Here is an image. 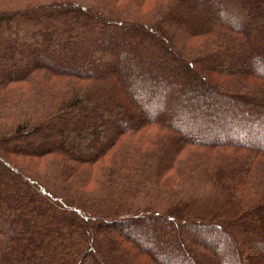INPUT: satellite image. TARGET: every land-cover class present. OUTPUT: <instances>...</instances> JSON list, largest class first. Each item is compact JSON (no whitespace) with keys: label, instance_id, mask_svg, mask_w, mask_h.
I'll return each mask as SVG.
<instances>
[{"label":"trees","instance_id":"1","mask_svg":"<svg viewBox=\"0 0 264 264\" xmlns=\"http://www.w3.org/2000/svg\"><path fill=\"white\" fill-rule=\"evenodd\" d=\"M0 5V264H264V0Z\"/></svg>","mask_w":264,"mask_h":264},{"label":"bare ground","instance_id":"2","mask_svg":"<svg viewBox=\"0 0 264 264\" xmlns=\"http://www.w3.org/2000/svg\"><path fill=\"white\" fill-rule=\"evenodd\" d=\"M1 5H2V3H1ZM1 5H0V6H1ZM2 147H3V146H2ZM5 147H6V146H4V148H5ZM8 148H9V147H8ZM17 149H19V148H17ZM204 174H205V173H204ZM206 175H207V174H206ZM217 175H218V174H217ZM199 176H200V175H199ZM203 176H204V175H203ZM203 176L201 175L200 177L203 178ZM204 177H205V176H204ZM196 179H197V178H196ZM198 179L200 180L201 178H198ZM198 179L196 180V182L198 181ZM203 179H204V178H203ZM203 179H202V180H203ZM205 179H206V178H205ZM122 180H123V179H122ZM194 181H195V180H194ZM204 181H206V180H204ZM202 182H203V181H202ZM202 182H200V183L198 182L197 185L201 184ZM192 185H193V184H192ZM194 185H196V184H194ZM103 186H104V185H103ZM105 186H106V185H105ZM105 186H104V187H105ZM69 187H70V186H69ZM198 187H200V186H198ZM97 188H98V187H97ZM97 188H95V189H97ZM213 188H214V187H213ZM106 189H107V188H106ZM102 190H103V189H102ZM110 190H111V189H110ZM190 190H191V189H190ZM70 191H71V190H70ZM71 192H72V191H71ZM98 192H99V191H98ZM105 192H106V191H105ZM196 192H197V190H196ZM65 193H66V192H65ZM194 193H195V192H194ZM86 194H87V193H86ZM103 194H104V193H103ZM103 194H102V195H103ZM199 194H200V193H199ZM203 194H204V193H203ZM63 195H64V194H63ZM73 195H74V194H73ZM77 195H78V194H77ZM95 195H96V194H95ZM95 195H92V196H95ZM106 195H107V194H106ZM90 196H91V195H90ZM90 196H89V197H90ZM92 196H91V197H92ZM91 197L89 198L90 201L93 200V199H91ZM104 197H105V196H104ZM190 197H191V196H190ZM194 199H195V198H194ZM88 201H89V200H88ZM88 201H87V202H88ZM78 202H79V201H78ZM182 232H183V231H182ZM126 236H127V235H126ZM126 239H127V237H126ZM114 240H115V239H114ZM125 249H126V248H125ZM139 250H140V249H139ZM140 253H141V252H140ZM117 256H118V255H117ZM113 257H114V256H113ZM113 259H114V258H113ZM117 259H118V257H117ZM133 264H134V263H133Z\"/></svg>","mask_w":264,"mask_h":264},{"label":"rangeland","instance_id":"3","mask_svg":"<svg viewBox=\"0 0 264 264\" xmlns=\"http://www.w3.org/2000/svg\"><path fill=\"white\" fill-rule=\"evenodd\" d=\"M202 181H203V180H202ZM202 181L199 180V183L202 182ZM202 184H203V182H202L201 184H199V185L201 186Z\"/></svg>","mask_w":264,"mask_h":264}]
</instances>
